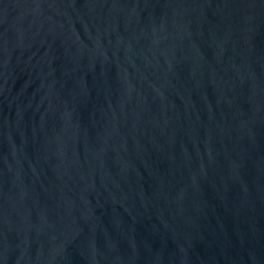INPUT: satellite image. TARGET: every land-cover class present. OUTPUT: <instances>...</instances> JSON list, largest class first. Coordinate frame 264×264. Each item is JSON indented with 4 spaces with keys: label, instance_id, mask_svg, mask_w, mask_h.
<instances>
[{
    "label": "water",
    "instance_id": "95a60500",
    "mask_svg": "<svg viewBox=\"0 0 264 264\" xmlns=\"http://www.w3.org/2000/svg\"><path fill=\"white\" fill-rule=\"evenodd\" d=\"M0 264H264V0H0Z\"/></svg>",
    "mask_w": 264,
    "mask_h": 264
}]
</instances>
